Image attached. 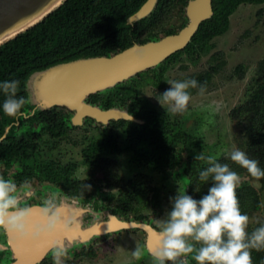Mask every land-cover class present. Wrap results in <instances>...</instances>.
<instances>
[{
  "label": "flooded vegetation",
  "instance_id": "af4514ba",
  "mask_svg": "<svg viewBox=\"0 0 264 264\" xmlns=\"http://www.w3.org/2000/svg\"><path fill=\"white\" fill-rule=\"evenodd\" d=\"M146 1L126 17V24L132 29L129 31L134 34L131 36V44L123 49H112L108 54H114L134 44H143L176 34L187 25L189 21L187 5L190 0H184L182 4L184 21L181 20L173 27L156 30V25L161 22L160 15L155 16L159 0H156L154 8L147 15L130 22L128 19ZM136 23L142 31L134 27ZM143 27L145 29H142ZM168 29H172L173 32H169ZM194 35L183 48L173 52L159 64L140 71L112 87L87 95L84 100L85 105L101 113L110 112L104 115L105 119H101L102 114L83 112L64 105H40L33 96L31 97L27 86L30 75L36 71L27 76L19 95L28 101L22 109V115L16 118L8 117L3 113L0 105V176L6 180H13L21 192L24 182L27 181L31 187V198L21 195L20 199L22 204L27 203L32 206L27 236L22 237L0 229V264H53L52 247L59 243L61 238L68 249V255L62 258L64 264H99L100 258L96 255L100 253L95 244L104 238L115 237L125 230H133L136 235L137 245L134 251L139 249L144 253L146 250L140 259L133 256V260L126 264L142 261L156 264L157 261L152 256L156 248L149 246L148 232L140 226L114 227L115 229L104 233L92 234L82 241L74 239L76 236L89 235L90 226L103 223L110 225H115L113 223L115 221L139 223L158 235L163 224L153 223L150 217L141 215H121V211L116 206L104 204V198L102 201L98 199V193L91 188L96 186L91 185L88 180L75 177V162L63 163L57 158H47L43 156L42 149H45L44 146L47 144H51L52 147L58 146L66 135L75 130H86L88 126L97 125L104 129L103 136L85 143L80 150L83 163L92 164L96 159L108 155H128V161L132 165L147 167L163 177H167L170 172L174 173L180 166V169L184 170L181 173L192 178L196 172L192 161L195 160V155H199V137L191 138L189 132L182 127L183 120L158 106L156 100L153 101L144 89L152 87L156 91L162 90L161 81L172 66L182 60L199 59V46L202 44H193V47L187 48L193 43ZM96 56H107V54ZM81 58L89 57H78L53 65ZM195 76H199V73ZM183 155H187L186 160ZM95 164L101 167L100 162ZM85 185H90V190L86 189ZM46 198L50 199L54 208L58 204L64 205L61 223L52 233L39 230L44 223L41 204ZM189 243L194 247L198 244L191 238Z\"/></svg>",
  "mask_w": 264,
  "mask_h": 264
},
{
  "label": "rangeland",
  "instance_id": "374dc122",
  "mask_svg": "<svg viewBox=\"0 0 264 264\" xmlns=\"http://www.w3.org/2000/svg\"><path fill=\"white\" fill-rule=\"evenodd\" d=\"M160 20L159 25H156L158 31L184 21L180 0H172L169 7L161 12ZM210 67H216L217 70L210 77L203 94L198 89H189L191 99L187 110L182 114L171 113L183 120L182 127L189 132L191 138L199 137V154L202 153L205 159L192 161L196 167L192 178L181 173L184 170L180 166L174 173L170 172L167 177H163L147 167L132 165L128 161V155H108L96 159L92 164L83 163L80 150L85 143L103 136L104 129L97 125L71 132L58 146L45 145V149H42L43 156L57 158L63 163L75 162V177L88 180L91 185L96 186L91 188L98 193V199L102 201L104 198V204L116 206L121 215L150 217L153 223L160 224L167 219L177 192L187 194L197 175L199 180L200 169L210 166L208 156H213L219 162L230 159V154L235 149L243 151L241 138L244 129L233 118L232 110L247 100L258 79L261 82L264 80V71L261 73L264 70V3L240 4L230 16L228 29L199 46L198 60H182L172 66L161 81L162 90L145 87L147 89L144 91L159 106L156 98L170 88L168 82L190 79ZM183 156L186 160L187 155ZM97 162H100L101 167L95 164ZM238 175L240 182L237 188L259 184V187L253 188L259 193L261 207L245 214L249 217L247 230L258 228L264 225V190L261 189L260 182L249 175ZM98 242L95 247L100 253L96 255L100 258L99 264H126L134 258L137 239L133 230H125L115 237ZM199 247L200 244H197L195 248ZM145 263L148 264L143 261L136 264ZM189 264L197 262L191 257Z\"/></svg>",
  "mask_w": 264,
  "mask_h": 264
},
{
  "label": "clouds",
  "instance_id": "9594fccd",
  "mask_svg": "<svg viewBox=\"0 0 264 264\" xmlns=\"http://www.w3.org/2000/svg\"><path fill=\"white\" fill-rule=\"evenodd\" d=\"M19 84L18 80L0 82V93L4 96L2 110L11 118L22 115V109L28 103L23 96L17 95ZM168 84L170 88L156 99L166 112L173 114H182L187 110L191 99L189 89H198L203 94L206 88L205 84L195 79L171 81ZM204 159L202 153L195 156V160ZM207 159L210 166L199 173V178L205 182L211 180L208 194L197 201L186 192H177L167 219L161 222L163 227L159 229L158 246L152 253L158 264H177L178 260L180 264H189L190 256L197 264H252L251 250L264 249V225L249 234V217L240 211L236 195L240 176L227 163H218L213 156ZM230 160L245 169L255 181L264 178V169L245 152L233 150ZM253 186L259 187V184ZM90 187L85 185L88 190ZM30 191L27 181L21 192L13 180L0 176V229L22 237L29 234L32 206L22 204L20 197L31 198ZM63 207V204H58L54 208L49 198L44 199L41 204L44 223L39 230L54 232L61 223ZM189 238L200 244V247L195 248L189 243ZM145 251L142 253L137 249L133 256L140 259ZM67 255L68 249L63 242L53 245V264H64L62 258Z\"/></svg>",
  "mask_w": 264,
  "mask_h": 264
},
{
  "label": "trees",
  "instance_id": "16d2710c",
  "mask_svg": "<svg viewBox=\"0 0 264 264\" xmlns=\"http://www.w3.org/2000/svg\"><path fill=\"white\" fill-rule=\"evenodd\" d=\"M144 1L66 0L38 24L0 46V82L18 80L19 96L24 88V81L34 71L78 57L109 55L112 49L129 46L134 34L129 31L132 29L126 24V17L135 12ZM171 2L172 0H159L155 16L160 15ZM180 2L184 4V0ZM243 3L262 4L264 0H212V15L199 25L192 39L193 43L187 48L193 47V44H203L224 33L229 27V16ZM260 12L261 10L258 13ZM138 26L136 23L134 27L140 29ZM168 30L173 32L172 29ZM216 70V67H210L190 79L206 85ZM3 100L4 96L0 93V105ZM232 116L244 129L241 138L243 151L264 169V80L256 81L247 100L232 110ZM218 163H227L237 174L248 175L245 169L230 159H222ZM206 168L202 167L200 170ZM197 177L198 175L187 195L198 201L208 194L211 180L205 182L200 178L197 180ZM259 182L264 190V178ZM236 195L242 214L260 209V196L253 186L236 188ZM255 229L247 231L251 234ZM251 258L252 264H264V249L251 250Z\"/></svg>",
  "mask_w": 264,
  "mask_h": 264
},
{
  "label": "water",
  "instance_id": "95a60500",
  "mask_svg": "<svg viewBox=\"0 0 264 264\" xmlns=\"http://www.w3.org/2000/svg\"><path fill=\"white\" fill-rule=\"evenodd\" d=\"M66 0H0V46L45 19ZM212 0H190L187 5L188 23L178 33L163 36L143 44H134L107 56L81 58L60 63L32 73L27 86L40 105H64L83 112L108 113L85 105L90 93L112 87L136 73L163 61L173 52L183 48L197 31L200 23L212 15ZM156 0H147L128 20L147 15ZM106 114V115H105ZM105 115V116H104ZM112 229L140 226L148 232L149 246L157 248L159 235L139 223L113 222ZM111 223V224H113ZM115 227V228H114ZM106 228L100 233L112 230Z\"/></svg>",
  "mask_w": 264,
  "mask_h": 264
},
{
  "label": "bare ground",
  "instance_id": "6f19581e",
  "mask_svg": "<svg viewBox=\"0 0 264 264\" xmlns=\"http://www.w3.org/2000/svg\"><path fill=\"white\" fill-rule=\"evenodd\" d=\"M106 228H109V229L111 228L112 229L110 223H103V224H100V225L90 226L88 228L89 231L91 232V233H89V235L87 234L85 237H84V235L76 236L74 239L82 241V240L86 239L87 237H90V235H92V234H99L101 231H103ZM60 242H62V238L60 239ZM157 243H158V241H156L155 244H157ZM155 247H157V246L155 245Z\"/></svg>",
  "mask_w": 264,
  "mask_h": 264
}]
</instances>
